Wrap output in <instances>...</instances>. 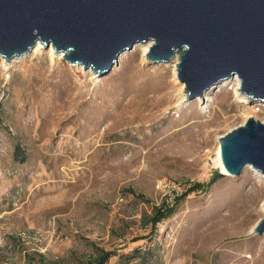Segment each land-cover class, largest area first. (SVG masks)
Returning a JSON list of instances; mask_svg holds the SVG:
<instances>
[{
	"label": "rangeland",
	"instance_id": "rangeland-1",
	"mask_svg": "<svg viewBox=\"0 0 264 264\" xmlns=\"http://www.w3.org/2000/svg\"><path fill=\"white\" fill-rule=\"evenodd\" d=\"M48 49L0 58V264H264V180L216 167L260 103L233 81L188 101L138 47L98 80Z\"/></svg>",
	"mask_w": 264,
	"mask_h": 264
},
{
	"label": "water",
	"instance_id": "water-1",
	"mask_svg": "<svg viewBox=\"0 0 264 264\" xmlns=\"http://www.w3.org/2000/svg\"><path fill=\"white\" fill-rule=\"evenodd\" d=\"M148 41L147 63L166 64L178 55L188 101L238 76L241 95L264 103V0H0L6 62L39 42L98 80L121 54ZM218 141L228 175L237 178L250 166L264 176L263 123L249 118ZM252 232L264 237V216Z\"/></svg>",
	"mask_w": 264,
	"mask_h": 264
},
{
	"label": "bare ground",
	"instance_id": "bare-ground-1",
	"mask_svg": "<svg viewBox=\"0 0 264 264\" xmlns=\"http://www.w3.org/2000/svg\"><path fill=\"white\" fill-rule=\"evenodd\" d=\"M153 44V42L152 41H148V42H146V43H144V44H137V45H135L132 49L134 50L135 48H140L141 49V51H142V55H143V57H146V55H147V53L149 52V49H150V47H151V45ZM45 47V46H44ZM42 47L41 46V44L39 43V42H37V44L33 47V49L30 51V52H33V53H39V52H41V51H46L49 47ZM49 50V53L51 54V57H53V58H59V59H62V55H60V54H56L55 52H54V50L52 49V47L51 48H49L48 49ZM29 52V53H30ZM16 59H18V58H16ZM6 63V62H5ZM8 63V62H7ZM10 63H11V61H10ZM178 63H179V57H178V55H175L174 56V58L169 62V63H166V64H172V66L174 67V69H173V71H174V77L176 78V75L178 74H176V72H177V69H176V71H175V68L178 66ZM81 68V67H80ZM232 81L233 82H235V84H236V87L233 89V92H234V95H235V97L237 98V99H239L242 103H245L247 106H248V108L250 109V106L252 105V104H254V103H256V102H251L250 101V99H246L243 95H241V93H240V79L238 78V76H232L231 78H228V79H226V80H224V81H222V82H219L215 87H211L210 89H216V88H218V89H220V88H223V87H225V86H227L228 84H230V83H232ZM182 83V87L184 86L183 84V82H181ZM186 88V87H185ZM210 89H208L207 91H209ZM207 91H205L202 95H201V98L202 97H205V98H208V95H207ZM210 97V96H209ZM196 99V98H195ZM198 102H200V99H196ZM188 103V101H186V94L185 93H183L182 94V96H181V100L179 101V103H178V107H180V106H184V105H186ZM207 103H208V101H207ZM260 106L261 107H263L264 108V103H260ZM250 118H252V117H254V115H250L249 116ZM247 121V120H246ZM216 167H217V169H219V173H221V174H224L225 176H230V175H228L227 173H226V171L224 170V168H223V166H222V164H221V160H220V152H219V141H218V147H217V160H216ZM247 168H250V166H246ZM245 167V168H246ZM253 169V168H252ZM253 172H255V173H257L256 175L257 176H260V178H262L263 180H264V176L261 174V173H259V172H257V171H254L253 170ZM261 207H262V209L264 210V202L262 203V205H261Z\"/></svg>",
	"mask_w": 264,
	"mask_h": 264
},
{
	"label": "trees",
	"instance_id": "trees-1",
	"mask_svg": "<svg viewBox=\"0 0 264 264\" xmlns=\"http://www.w3.org/2000/svg\"><path fill=\"white\" fill-rule=\"evenodd\" d=\"M159 210V209H157ZM157 211V214H159ZM156 214V213H155ZM159 221V217H156L154 219V216L151 219V224L152 226H155V224ZM111 254L110 253H106V252H100L99 255H97L93 261V264H107L109 258H110Z\"/></svg>",
	"mask_w": 264,
	"mask_h": 264
}]
</instances>
